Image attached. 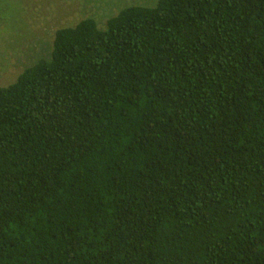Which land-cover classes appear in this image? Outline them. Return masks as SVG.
<instances>
[{
	"label": "trees",
	"instance_id": "trees-1",
	"mask_svg": "<svg viewBox=\"0 0 264 264\" xmlns=\"http://www.w3.org/2000/svg\"><path fill=\"white\" fill-rule=\"evenodd\" d=\"M0 264H264V0L59 29L0 88Z\"/></svg>",
	"mask_w": 264,
	"mask_h": 264
},
{
	"label": "rangeland",
	"instance_id": "rangeland-1",
	"mask_svg": "<svg viewBox=\"0 0 264 264\" xmlns=\"http://www.w3.org/2000/svg\"><path fill=\"white\" fill-rule=\"evenodd\" d=\"M157 0H0V88L40 59H48L55 33L85 19L99 28L128 6Z\"/></svg>",
	"mask_w": 264,
	"mask_h": 264
}]
</instances>
